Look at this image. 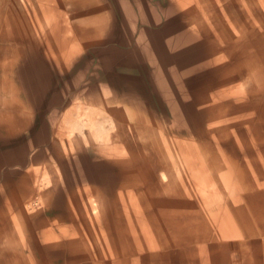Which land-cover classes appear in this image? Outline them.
Returning a JSON list of instances; mask_svg holds the SVG:
<instances>
[{"label": "rangeland", "instance_id": "obj_1", "mask_svg": "<svg viewBox=\"0 0 264 264\" xmlns=\"http://www.w3.org/2000/svg\"><path fill=\"white\" fill-rule=\"evenodd\" d=\"M97 1L106 16L107 28L86 41L90 45L71 60L67 73L61 76L55 70L46 77L42 59L38 76L24 69L13 78L12 85L20 92L17 97L26 117L20 130L10 133L8 127L0 130V213L11 212L16 207L21 210L23 217L16 221L21 225L25 247L1 255L0 262L7 258L10 259L7 264H100L102 260L112 264L120 257L129 264L133 257L129 256L128 246L134 247L130 249L133 252H140L139 261L143 262L145 235L150 236L146 226H152L153 238L150 236L149 241L154 247L166 245L168 237L176 242L175 232L162 215L173 212L170 216L173 221H184L182 236L186 245L191 242L204 249L208 246L212 264H258L264 235L256 228L259 225L254 216L264 211V189L260 190L262 193L244 189L241 199L237 187L232 190L226 180L232 175L233 179L251 182L255 174L249 171V166L255 168V173L262 172L249 159L256 153L264 157V139H255L258 131L264 135V80L261 76L252 78L253 87L235 88L224 94L221 81L236 75L239 60L230 56L219 64L205 65L200 72L194 68L206 64L207 55L213 51L229 46L228 41L215 39L213 30L208 32L204 28L190 32L197 43L189 42L187 47H181L185 36L171 32L176 24L166 13L170 0ZM247 1L251 5L258 2L264 13V0H236L247 18L251 15L248 11L257 8L247 10ZM178 12L188 18L185 10ZM261 35L264 41V29ZM229 40H232L230 48L241 43L234 38ZM196 44L201 49L199 54L193 52L198 47ZM156 47L159 56H154L161 63L153 69L149 62ZM188 54L193 55L191 60L185 57ZM219 110L225 117L217 127L212 123ZM62 119H68L64 122H70L72 128ZM66 129L72 132L68 139ZM218 130L224 131L221 137L214 135ZM187 151L198 155L197 167L202 166L200 159L204 156L213 171H216L213 156L215 160L224 156L236 167L248 162L241 171L234 167L236 171L229 175L197 172L184 161L186 155L180 154ZM40 170L41 175L47 173L42 175L48 177L46 180L39 174ZM33 177L40 181L39 186ZM160 182L166 183L161 186ZM40 191L48 193V197L39 199ZM16 198L18 204L15 201L6 207L9 199ZM237 209L243 213H235ZM263 215L262 212L264 223ZM131 224L133 230L128 229ZM230 237L233 239L225 241ZM116 248H121L120 256L116 255ZM230 249L232 261L228 255ZM158 254L154 256L157 258Z\"/></svg>", "mask_w": 264, "mask_h": 264}, {"label": "bare ground", "instance_id": "obj_2", "mask_svg": "<svg viewBox=\"0 0 264 264\" xmlns=\"http://www.w3.org/2000/svg\"><path fill=\"white\" fill-rule=\"evenodd\" d=\"M246 3H248V4H246V6L248 5L247 10H250V7H257L256 9L253 10V12H252V10H250L252 13L250 11H248L251 14V15H249V18H247L246 17L247 14L243 13V10L240 9L239 4L236 2V0H170L168 6L166 8V13L169 14L170 18H174V19H172L174 21L173 25L176 24L171 29V32L172 33L180 32L182 34V36H185V41H184L185 44H183L181 47H187L189 42H190V44L197 43L195 36L191 35L190 32L194 31V30L195 31H197V30L203 31L204 28L208 32L210 30H213L212 36L215 37V39H218L219 41L224 40V42H225V40L228 41L227 44H229V46L224 45V46H222V48L218 52L213 51L212 54L207 55V57H209V60H208V62H206V64H202V65L194 67L200 72V68L205 67V65L210 66V65H215L216 63L219 64V62L221 60H226L230 56L236 57L239 60L238 71L236 73H234L236 75H234V77H231V78L225 77V79H223L221 81V84H220V88H222L224 90V94H226L227 92L233 91L235 88L242 90V89H245L246 87L247 88L251 87L253 85V82H251L252 78L256 77L257 79H259L261 76L262 77L261 79L264 80V41L262 40V35H261L262 30L264 29L263 28V25H264L263 14L264 13L258 7V4H257L258 2L255 5L249 4L248 1ZM242 8L244 9V7H242ZM179 10L180 11L185 10L186 11L185 14L188 16V18L187 19L183 18L184 15H180V12H178ZM106 23H107L106 16L103 13L102 7L97 0H0V130L3 129L4 127H8L9 131L4 129V130L8 131V133L16 132L22 128V126L25 122L26 115H25V112L23 111L24 106L22 108V106H21L22 102L17 97L18 94H20V92H18V90L14 88L13 78L16 75L22 73L24 71V69L30 71L34 76L36 74L38 76L39 75L38 71H40L39 66L41 65L42 59H43L42 64L45 66V70H44L45 75L48 74L46 77L49 78L52 75L51 72H53L55 70L58 71V73L61 76H63L65 73H67L68 68H69V63L71 62V60L76 55L80 54L85 48H87L88 45H90V44H87L86 41L94 39L95 37L99 36L98 34H100V31L102 32L104 29L107 28ZM229 38H234V40L240 41L241 43L239 45H237L235 43V45H233V47L230 48V46H231L230 42H232V40H229ZM196 46H198V44H196ZM156 49H157V47L152 49L153 50V57L150 59V62H149L150 65L153 66V69L154 68L156 69V67H158L159 64L161 63V61L156 60V57L154 56V54L158 53L156 51ZM200 51H201L200 46H198L193 52L199 54ZM157 55L159 56V54H157ZM192 56H193L192 54L185 55V57H187L190 60L192 59ZM172 57H173V55H172ZM86 58L84 60H86ZM184 59L185 58H183V60ZM123 61H124V59H123ZM221 62H223V61H221ZM194 68L192 70H190L191 73L194 70ZM233 72H235V71H233ZM250 89H252V88H250ZM49 91L50 90L48 89L47 92H49ZM235 91H238V90L236 89ZM211 98H213V97L211 96ZM100 102H101V98H100ZM109 104H112V103H109ZM87 105H86V107H87ZM97 105H99V104H97ZM80 107H82V106H80ZM88 107H90V105ZM70 108L72 109L73 107H70ZM70 108L68 109L69 113H70ZM75 108L76 107H74V109ZM81 110H82V108L80 109V111ZM91 110H92V108H91ZM80 111L78 110L79 113H80ZM81 112H83V111H81ZM69 113H67V115H69ZM72 113L76 114V115L79 114V113L77 114L74 112H72ZM72 113L70 114V116L72 115ZM107 113H109V111ZM222 113L223 112L221 110H219L217 115L214 117L213 121L216 123L213 122L212 123L213 125L214 124H216V126L219 125L220 119L221 120L224 119L225 116L222 115ZM29 114H30V112H29ZM94 114L95 113H93L92 115H94ZM223 114H225V113H223ZM79 115H80L79 118L83 117V114L81 115V113H80ZM85 115L88 116L87 114H85ZM251 116H252V114H251ZM240 117H241V115H240ZM240 117H238V118H240ZM242 117H243V115H242ZM140 118H142V117H139V119ZM27 119H28V116H27ZM68 119H70V118H68ZM68 119H64V120L62 119L61 121L64 122V121H67ZM144 119H145V117H144ZM71 120L72 119H70L69 121H71ZM76 121H80V120L77 119ZM99 122H101V120ZM120 122L122 123V121H120ZM64 123H66V125L68 124L67 126H69L70 122L69 123L64 122ZM71 123H72V121H71ZM77 123H76V125H77ZM86 124H88V123H86ZM57 125H59V123ZM70 125H75V124H70ZM115 125H116V122H115ZM157 126H159V125H157ZM69 127H71V126H69ZM111 127H113V124ZM64 128H65V126H64ZM71 128H70V130H71ZM70 130L67 131V129H66L69 136H68V134H66L65 130L63 131L67 135L66 136L63 133L66 136L65 138L70 137V134L72 133V132L69 133ZM115 130H117V129L115 128ZM60 132H62V130ZM107 133H110V132H107ZM58 134H60V133H58ZM118 134H119V132H118ZM223 134H224L223 130H218V131H216V133H214V135L216 137H221V135H223ZM256 134H257V135H255L256 141L264 139V135L262 133H260L259 131ZM91 136H92V134H91ZM215 136H213L214 139H215ZM62 138H63V136H62ZM65 138H64V140H65ZM112 138H113V136H112ZM150 138H152V137H150ZM85 140L86 139H84V141ZM71 142L74 143V141H71ZM56 143H57V141H56ZM252 143H254L253 140H252ZM102 144H103V142H102ZM152 144H153V142H152ZM155 145H156V143H155ZM60 148H61V146H60ZM209 149H211V148H209ZM69 150H70V148H69ZM59 151H61V150H58V152ZM66 151H68V150H66ZM129 151H131V150H128V152ZM125 152H127V151H125ZM205 152H204V155H205ZM207 152H209V150ZM211 152L214 153L213 151H211ZM193 153H194L193 151L180 152V154L186 155V157L183 156L184 161H186V164H189L191 166V168H193L197 172H206V171L210 172L211 171L214 173L216 172V173H220V174H224V175L225 174L229 175V173L232 174L234 171H236V169L234 168L236 166H233L229 159H227L226 157L223 156L220 158L218 157L217 158L218 160H215V156H213L212 154L210 157H212V156L214 157L212 160V164H213V166H215L216 171H213V169H212L213 167H211V165L205 163L204 156L202 159H200V163L202 166L197 167L196 164H197V162H199L198 155H196V154L194 155ZM113 154H115V153H113ZM128 154H130V153H128ZM256 154L257 155H255V156L252 155L249 160H250V162L252 161L256 164L255 167L257 166V168H258V166H259L261 168V169L259 168V171L262 170V172L255 173V171H256L255 168H253L252 166H249L250 165V163H249L248 164L249 169H250L249 171L252 172V174H255L254 180H252L251 182H246L244 178H238L237 177V178L233 179L231 177L232 175H230V178H228L229 181L226 180L227 184L230 185L232 190H233V188L237 187L238 192L241 194L240 195L241 199H242V197H244L242 195V193L245 191L244 189L259 190L257 193L261 192L260 190L263 191V189H264V157L261 156L260 153H256ZM63 155H65L64 152H63ZM109 155H110V157H113V156H111V154H108V156ZM130 155H131L130 157H132V153ZM158 155H160V154H158ZM118 157H119V155H118ZM120 157H121V155H120ZM124 157H126V156H124ZM206 157H208V156H206ZM159 159H160V157H159ZM161 161L162 160H160V162ZM244 162H246V161H244ZM246 163H240L236 168H240V171H241L242 168L245 167ZM260 164L263 165V167H261ZM50 167H51V165H50ZM156 167L158 168V166H156ZM159 167H161V166H159ZM43 168H40V169L42 170ZM158 169H160V168H158ZM41 170H40L39 174L41 173ZM162 170H164V168ZM166 170H167V168H166ZM36 172H37V170H36ZM36 172H35V174H36ZM30 173H31L30 175H33L34 172L31 170ZM52 173L53 172H51V174ZM43 174L47 176V173L44 172ZM167 175L169 176L168 173H167ZM224 175H222V176L224 177ZM41 176H39V177H41ZM43 177L45 179V176H42V178ZM47 178L48 177H46V179ZM32 179L34 182H37L36 185H38L40 183V181H36V177L35 178L33 177ZM38 179H40V178H38ZM135 181H138V180H135ZM144 181H145V179H144ZM122 182H124V181H122ZM142 182H143V180H142ZM43 183H45V182H43ZM163 183H166V182H163ZM160 184H161V182H160ZM162 184H161V186H162ZM166 185L168 186V183ZM165 188H166V186L163 189L165 190ZM40 189H41V186H40ZM86 190H87V188H86ZM144 190H146V188ZM146 191L144 193L142 192V194H145ZM37 193H38L39 199L43 200V199H46L48 197V193H45L43 191H40ZM35 194H36V191H35ZM84 194H85V192H84ZM74 195H75V192H74ZM147 195H148V193H147ZM212 196H214L215 199L217 197L216 195H212ZM73 198L75 199V197H73ZM98 198H100V197H98ZM118 198H119V195H118ZM36 200H38V199H36ZM15 201H16V203L19 202V200H17V198H16V200L15 199L14 200L9 199L7 201L6 207L13 205V203ZM29 201L30 200H28L27 203H29ZM70 201H72V200H70ZM213 201L214 200H212V202ZM86 202H87V200H86ZM122 202H120L121 205H122ZM125 205H123V206H125ZM18 206H20V205H18ZM27 207H28V205H27ZM78 207H80V206H78ZM99 208H100V206H99ZM10 209H11V207H10ZM87 209H88V207H87ZM103 209H105V207ZM126 209H128V208L126 207ZM132 209H133V207H132ZM98 210H100V209H98ZM129 210L130 209H128V211ZM86 211L89 212V209ZM191 211L195 212L194 209H191ZM235 211H236L235 213H238V214L243 213V211H241L240 209L239 210L237 209ZM9 212L8 213L6 212L7 214L6 213L5 214L0 213V225L2 224V226L0 228V256L3 254H6L7 252H8V254L12 253V250H19V249L22 250L25 247L24 243L22 242V240L24 238L23 233L21 231L22 228H21V225L17 222L18 217H23V214H21V210H19L17 207L15 208V210L10 212V215H8ZM262 212L264 214V211L259 212L260 214L258 212L255 213L254 218L257 220V223L259 225L258 227L255 225L256 228H258V230L261 231L260 234L264 235V230L261 229L262 226L264 227V225H263L264 223L261 222L262 221L261 220ZM74 213H75V211H74ZM166 213L167 214L163 213L162 215L164 217H166V219L172 220L171 219L172 217H170V216L173 214V212H171V213L166 212ZM232 216H233V214H232ZM263 217H264V215H263ZM84 220H85V218H84ZM39 222H43V221L40 220ZM47 223L48 222H46V224ZM93 223H92V225H93ZM39 224L43 225V223H39ZM132 226L133 225L131 224L130 228H128V229H132L133 228ZM38 227H40V226H38ZM40 228H42V227H40ZM170 229H173V228H170ZM17 230H18L19 234H18V236H15V231H17ZM132 230H130V232ZM134 232H135V228H134ZM160 233H161V231H160ZM147 234H149V232H147ZM70 235H72V234H70ZM74 235H76V234H74ZM246 236H247V234H246ZM65 238H67V237H65ZM139 238H140V236H139ZM145 238H146V235H145ZM87 239H88V237H87ZM97 239H98V237H97ZM148 239H150V238H148ZM89 240L90 239H88V241ZM135 241L136 240H134V242ZM80 242H82V241H79V243ZM136 243H138V242H136ZM80 244H82V243H80ZM76 245L78 246V244H76ZM138 252L139 251H137L136 253H138ZM145 253H146V251H145ZM3 260L4 261L0 262V264H7L8 262H10L9 261L10 259H7V258L6 259L4 258ZM15 261H17V260H15Z\"/></svg>", "mask_w": 264, "mask_h": 264}, {"label": "crops", "instance_id": "obj_3", "mask_svg": "<svg viewBox=\"0 0 264 264\" xmlns=\"http://www.w3.org/2000/svg\"><path fill=\"white\" fill-rule=\"evenodd\" d=\"M179 220L173 221V220L166 219V221H168L167 223H169L167 225H169L170 228H173L171 230L175 232L176 234V242H174V240H170L171 238L168 237L165 239L166 245L161 244L160 246L154 247L153 243L149 241L148 239L151 235L153 236L152 226L151 227L146 226V233L149 232L150 236L146 235V238H145L146 246L144 247V250L146 251V253L143 250L144 251L143 252L144 253L143 262L139 261L140 258L138 257V254L140 255V252L136 253V250L135 252H133L132 250H130L132 249L133 246H128L129 256L132 255L133 257V259H129L130 260L129 264H212L211 259H210V249L208 246L205 247L204 249L201 246L194 245V243H192L191 245V242L189 243L190 245H186V242L182 236L184 235L183 234L184 233L183 229L185 226L184 221L182 220L179 221ZM177 222H179L180 224ZM152 236L150 237L151 239L153 238ZM168 236H169V232H168ZM232 239L233 237L225 238V241L232 240ZM117 249H118V252L116 253V255L118 254L120 256L121 248H116V250ZM158 249H160L161 252H159ZM154 253H159L158 255L160 256H157L156 258V256H154ZM228 255H229V259L232 261V258H231L232 249H230V251L228 252ZM115 259L116 260H113L112 264H126V262H122L120 257L115 258ZM100 264H106V262L102 260ZM224 264H228V263H224ZM258 264H264V242L261 243V259H260V262H258Z\"/></svg>", "mask_w": 264, "mask_h": 264}]
</instances>
